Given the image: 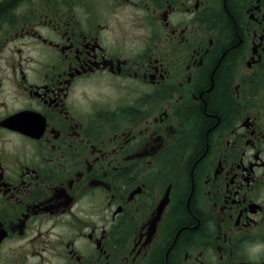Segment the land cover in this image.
Segmentation results:
<instances>
[{
    "label": "flooded vegetation",
    "instance_id": "flooded-vegetation-1",
    "mask_svg": "<svg viewBox=\"0 0 264 264\" xmlns=\"http://www.w3.org/2000/svg\"><path fill=\"white\" fill-rule=\"evenodd\" d=\"M0 264H264V0H0Z\"/></svg>",
    "mask_w": 264,
    "mask_h": 264
},
{
    "label": "clouds",
    "instance_id": "clouds-1",
    "mask_svg": "<svg viewBox=\"0 0 264 264\" xmlns=\"http://www.w3.org/2000/svg\"><path fill=\"white\" fill-rule=\"evenodd\" d=\"M260 246H256L255 249H253L254 251H259Z\"/></svg>",
    "mask_w": 264,
    "mask_h": 264
}]
</instances>
